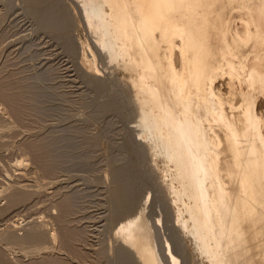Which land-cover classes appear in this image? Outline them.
<instances>
[{
	"label": "rangeland",
	"instance_id": "rangeland-1",
	"mask_svg": "<svg viewBox=\"0 0 264 264\" xmlns=\"http://www.w3.org/2000/svg\"><path fill=\"white\" fill-rule=\"evenodd\" d=\"M78 7L0 0V264H139L115 233L140 210L165 264L166 241L181 264H208L176 226L164 160L139 136L130 74L95 50Z\"/></svg>",
	"mask_w": 264,
	"mask_h": 264
},
{
	"label": "bare ground",
	"instance_id": "bare-ground-1",
	"mask_svg": "<svg viewBox=\"0 0 264 264\" xmlns=\"http://www.w3.org/2000/svg\"><path fill=\"white\" fill-rule=\"evenodd\" d=\"M77 2L97 46L83 43L82 62L99 72L98 50L130 74L139 136L165 162L177 228L208 264H264V0ZM146 216L121 221L116 240L139 264H165ZM165 249L167 264H181Z\"/></svg>",
	"mask_w": 264,
	"mask_h": 264
},
{
	"label": "crops",
	"instance_id": "crops-1",
	"mask_svg": "<svg viewBox=\"0 0 264 264\" xmlns=\"http://www.w3.org/2000/svg\"><path fill=\"white\" fill-rule=\"evenodd\" d=\"M242 22L241 21H239V20H235V22H234V25L235 26H237V25H240V26H242ZM244 32L242 31V34H243Z\"/></svg>",
	"mask_w": 264,
	"mask_h": 264
}]
</instances>
